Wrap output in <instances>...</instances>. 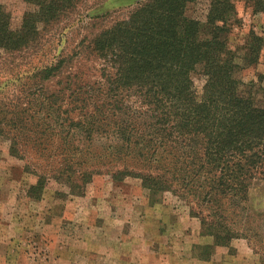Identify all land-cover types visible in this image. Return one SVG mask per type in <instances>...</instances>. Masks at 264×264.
I'll list each match as a JSON object with an SVG mask.
<instances>
[{"label": "trees", "instance_id": "1", "mask_svg": "<svg viewBox=\"0 0 264 264\" xmlns=\"http://www.w3.org/2000/svg\"><path fill=\"white\" fill-rule=\"evenodd\" d=\"M79 1L33 0L17 28L0 6V49L25 50ZM198 1L137 3L91 40L99 79L83 83L57 60L34 70L25 102L0 104L9 153L34 159L33 195L50 178L73 190L95 173L132 177L151 198L184 202L215 246L264 241V200L254 206L250 196L264 197V108L234 78L226 36L235 0H206L204 20L186 16ZM248 2L264 13V0ZM259 83L264 91V76Z\"/></svg>", "mask_w": 264, "mask_h": 264}, {"label": "rangeland", "instance_id": "2", "mask_svg": "<svg viewBox=\"0 0 264 264\" xmlns=\"http://www.w3.org/2000/svg\"><path fill=\"white\" fill-rule=\"evenodd\" d=\"M142 1L81 0L58 22L40 26L36 42L25 50L11 54L0 49V104L11 111L18 101L25 102L23 93H33L34 70L57 60H68V72L83 83L99 79L100 61L90 51L91 40ZM32 3L0 0L13 28ZM207 5L206 0L189 5L186 16L204 20ZM234 13L226 36L234 78L241 83V93L264 108L259 83L264 76V13L255 12L248 0H235ZM193 82L200 91V72ZM45 86L56 88L53 82ZM9 148V140L0 136V264H128L137 256L127 252L149 250L154 253L147 257L154 261L155 253L163 257L166 250L176 249L184 264H264V241L239 238L226 247L215 246L201 235L199 221L189 216L184 202L171 193L151 198L136 178L115 180L95 173L73 190L50 178L33 195L34 159L12 156ZM250 196L254 206H262L259 191Z\"/></svg>", "mask_w": 264, "mask_h": 264}, {"label": "crops", "instance_id": "3", "mask_svg": "<svg viewBox=\"0 0 264 264\" xmlns=\"http://www.w3.org/2000/svg\"><path fill=\"white\" fill-rule=\"evenodd\" d=\"M199 239H201V241H204L203 237H199ZM218 249L216 251H218ZM151 252L152 251H149V250L144 251V252H143V250H142V252L139 250H135V251H132V254L130 252H127V256H129V257L137 256L136 259L130 260L128 262V264H184V260L178 255V249L171 250V251L166 250L165 256H163V257H161V253H158V254L155 253L154 255H157V257L154 261L147 257V256H151L150 255ZM134 253H137V254H134ZM152 253H154V252H152ZM169 253H171V254H169ZM114 254H109V255L113 256ZM154 255L152 257H155ZM160 257H161V259H160ZM131 261L133 263H131ZM216 261L217 260H215V262Z\"/></svg>", "mask_w": 264, "mask_h": 264}]
</instances>
